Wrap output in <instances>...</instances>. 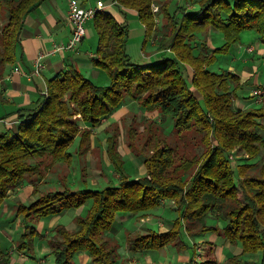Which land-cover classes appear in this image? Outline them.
<instances>
[{
  "label": "trees",
  "instance_id": "trees-1",
  "mask_svg": "<svg viewBox=\"0 0 264 264\" xmlns=\"http://www.w3.org/2000/svg\"><path fill=\"white\" fill-rule=\"evenodd\" d=\"M45 1L0 0V16L6 19L0 30V79L8 64L17 63L26 17ZM112 2L122 16L129 10L136 12L145 25L147 43L158 29L154 0ZM165 2L162 12L169 22L160 52L144 61L133 60L128 51L127 20L100 9L94 17L98 43L92 63L106 71L109 84L101 85L69 65L47 81V91L33 105L16 111L15 125L0 131V207L24 181L34 175L44 178L56 163L71 164V146L78 137L79 153L86 154L92 129L102 125L127 98L149 112H158L163 121L171 119L178 135L201 134L205 149L196 156L182 157L174 146L154 135L140 148L145 174L132 178L125 171L114 133L107 139V152L119 174L118 184L101 189L63 185L28 205L19 204L18 214L25 220L21 247L31 246L30 236H35V223L41 219L91 201L88 214L76 218L75 228L55 227L57 234L49 244L56 264H74L81 252L96 264H120L119 245L107 239L118 215L145 214L172 200L188 230H214L231 244H242L241 253L230 261L249 264L243 255L259 254V264H264V103L235 109L241 77L211 68L219 53L241 40L244 30H256L264 41V0H185L176 10H171L170 0ZM209 30L220 31L224 44L212 48L203 42L202 49L197 48L195 38ZM260 87L264 90V85ZM1 103L6 100L0 96ZM11 115L0 114V121ZM259 156L261 163L255 160ZM210 214L225 219L226 225H207ZM183 226L178 218L166 232L151 230L133 237L130 247L145 252L179 244ZM217 263L208 256L194 264ZM0 264H12L11 252L1 245Z\"/></svg>",
  "mask_w": 264,
  "mask_h": 264
},
{
  "label": "rangeland",
  "instance_id": "rangeland-1",
  "mask_svg": "<svg viewBox=\"0 0 264 264\" xmlns=\"http://www.w3.org/2000/svg\"><path fill=\"white\" fill-rule=\"evenodd\" d=\"M170 2L171 10H176L178 5L186 3L185 0H170ZM166 3L165 0H154L153 10L157 14L158 29L147 43H145V25L136 12L133 14L128 11L125 14L130 28L128 51L133 60L144 61L160 52L159 45L165 38L166 23L169 22L168 17L165 18L162 12V8L165 9L168 4ZM166 10L168 12V9ZM5 20V16L1 15L0 30ZM194 41L199 43L197 48L200 49L203 47V42L208 43L212 48L222 46L225 42L223 34L218 30L198 34ZM156 57L158 56L154 59ZM211 68L215 71H232L241 77L242 85H239L236 91L235 109L263 105L264 90L260 86L264 85V41L256 30H244L241 33V40L232 45L229 51L219 53L218 60ZM96 70L100 71L99 78L94 77L88 70L83 73L99 84H104L105 79L110 80L106 71ZM0 92H2L1 87ZM0 110L2 111V108ZM6 126L5 121H0V131H3ZM92 130L91 147L86 154L79 153L78 137L71 146L74 154L71 164L56 163L48 173L44 174V178L34 175L32 179L24 181L18 188L11 191L0 207V245L5 251L11 252L12 264H56L55 255L49 244V240L57 234L55 227L63 224L69 229L75 228L76 218L88 214L91 201L81 208H73L35 223L39 232L37 231L35 236H30L31 246L28 243L26 247L20 246L25 233V220L18 214L19 204L28 205L43 193L63 189V185L71 189L84 187L101 189L118 184L119 174L107 152L109 146L107 139L114 133L118 135V149L124 157L125 171L132 178L145 174L146 167L140 148L147 143L149 137L152 140L154 135H158L174 146L182 157L196 156L205 149L201 134L190 131L182 136L178 135L173 131L171 119L163 121L158 112H149L130 98H127L111 116L105 119L102 125ZM261 158L262 156H259L255 160L261 163ZM192 172L193 170L189 172L190 175ZM178 218H181V222L184 223L179 244H168L160 249L145 252L131 249L130 241L133 237L146 234L151 230L166 232ZM206 221L207 225L220 227L226 225L225 219H219L213 214L208 215ZM185 222L174 201L166 200L161 207H156L145 214H119L107 239L119 245L120 264H194L204 261L208 256L215 258L218 261L217 264H239L233 263L230 258L241 253L240 242L231 244L226 237L214 230H188ZM82 253L84 252L77 255L74 264H96L88 253L81 255ZM260 257L259 254L243 255V259L249 264H259Z\"/></svg>",
  "mask_w": 264,
  "mask_h": 264
},
{
  "label": "crops",
  "instance_id": "crops-1",
  "mask_svg": "<svg viewBox=\"0 0 264 264\" xmlns=\"http://www.w3.org/2000/svg\"><path fill=\"white\" fill-rule=\"evenodd\" d=\"M81 1L83 6L90 7L96 6L99 0ZM102 1L107 4L104 9L113 11L117 18L126 20L117 7L112 5V0ZM69 3L70 0H47L26 17L17 63L10 64L9 67L7 65L8 68L0 79V96L6 100L5 104H0V114L12 113L3 120L7 127L15 125L16 111L33 105L40 94L47 91V81L69 65H75L82 72L88 70L94 77L99 78L100 71L96 70L99 68L92 63L98 43L94 18L86 22L87 36L75 49L53 53L55 45L68 41L72 34V25L68 20ZM131 13L135 14V11ZM39 57L43 58L46 67L41 74L32 76L30 74L35 70ZM17 66L23 69L22 73L14 71ZM109 82L110 80L105 79L101 85ZM81 255H85V252Z\"/></svg>",
  "mask_w": 264,
  "mask_h": 264
},
{
  "label": "built area",
  "instance_id": "built-area-1",
  "mask_svg": "<svg viewBox=\"0 0 264 264\" xmlns=\"http://www.w3.org/2000/svg\"><path fill=\"white\" fill-rule=\"evenodd\" d=\"M105 7H107V4H105L102 0H99L96 6L90 7L83 6L81 0H70L68 20L72 25V34L68 41L56 44L53 53L75 49L87 36L86 22L89 19L94 18L98 10L104 9ZM45 67L46 64L43 62V58L39 57L36 60L35 70L30 75L33 76L34 74H41ZM14 71L22 73L23 69L17 66Z\"/></svg>",
  "mask_w": 264,
  "mask_h": 264
}]
</instances>
